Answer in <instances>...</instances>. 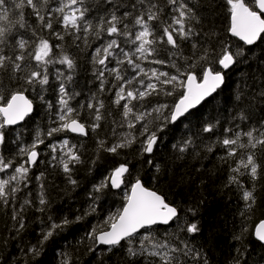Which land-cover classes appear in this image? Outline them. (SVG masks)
I'll list each match as a JSON object with an SVG mask.
<instances>
[{"label": "trees", "instance_id": "obj_1", "mask_svg": "<svg viewBox=\"0 0 264 264\" xmlns=\"http://www.w3.org/2000/svg\"><path fill=\"white\" fill-rule=\"evenodd\" d=\"M156 2L163 10L160 20L151 21L150 24L154 29V36L159 37L162 28L172 23V17L178 13L172 11L177 5H168L165 0ZM183 2L188 4L196 16L195 20L186 21L196 35L183 42L178 40L181 45L179 50L167 44L153 45L158 49V54L154 53L147 59L135 52L140 42H130L141 30L139 26H132L131 17L126 21L133 33L131 37H111L103 33L101 38L97 39L94 35H89L88 43L85 44L83 39L77 40L68 35L59 23L61 14L52 11L60 6L61 0H50L41 8V14L45 16L46 21H53L54 30L64 36L63 40L56 39L52 30L42 28L30 8L25 7L22 10L26 27L13 29L9 45L4 47V54L16 53L15 39L22 35L29 41L28 50L25 52V56L29 57V53H34L39 39L43 38L53 45L51 58L57 62L47 65L49 83L43 86V90L38 84L21 88L22 81L15 79L10 69L8 72L0 70V97H4L0 100V106L17 91L27 94L35 106L33 114L22 124L4 129L5 143L0 145V154L14 163L12 168L0 172V179H3V176L9 179L14 173V168L27 160L26 155L19 154L21 148L31 147L38 136L43 140L35 149L39 153L36 164H25L29 172L27 180L19 184L21 190L8 194L11 188L7 187V203L0 199V264H64L67 260H70L71 264H163L159 256L149 253L168 251L152 247L153 243L164 241L177 249H184L187 245L191 250L188 255H185L184 251L170 253L173 264L176 260L182 264H204L205 259L207 264H237V261L239 264H264V244L260 243L254 234L257 222L264 219V151L259 146L256 149L238 148L235 157L228 158L227 162L222 159L227 156V150L222 145L224 138H234V132L242 129L250 130L256 127L264 130V34L252 46L232 37L229 33L230 6L226 0ZM246 3H249L253 10H257L251 0H246ZM132 4H137V9L140 10L146 7V4H139V0H112V3H107L106 0H84V7L88 9L86 19L95 25L100 17L110 18L113 10L118 16H122L124 12L137 15L138 11L131 7ZM12 5L13 0H8L10 15L16 20L18 17L14 13L21 10L14 9ZM33 30L36 35L32 34ZM113 38L118 40L124 51L135 53L133 59L148 71L149 75L150 70L156 66L159 72H167L169 75H178L179 68L180 72L192 71L200 77L201 65L220 68L215 61L222 54L221 50L225 45L229 51H240L242 55L237 57V62L229 70L224 71L223 86L200 107L175 123L167 124L162 132L157 133L159 139L153 151L146 153L142 151L146 135H140L141 125L147 124L150 130H156V126L162 123L157 119L158 114L147 115L145 120L140 122L129 116L127 119L132 120L135 125L129 128L122 115V107L114 103L118 88L112 85L121 82H117L114 74L108 70L104 72L105 82L101 91L98 70L104 66L94 64L92 58L97 47ZM57 44L62 47H55ZM193 44L196 45L195 48ZM204 48L209 49V60L199 61L197 57ZM115 51L119 53L120 49ZM64 54L74 60V68L68 69L67 65L58 62ZM120 58L124 59L122 55ZM153 59H163L168 63L155 64L151 62ZM109 61L107 68L120 67L125 79L139 72L138 69L134 72L126 61L123 65H118L112 57H109ZM26 63L30 68L22 73L24 75L27 71L37 68L36 61L30 57ZM192 63H196V67L189 69L187 65ZM173 64L176 67H173ZM69 76L71 80L67 79ZM184 78L180 76V79ZM163 79L165 78L161 77V80ZM151 82L156 83L160 89L173 91V95H164L162 92L160 95L149 96L140 102L143 107L133 101L136 105L134 112L150 111L158 104H167L171 108L185 91L183 88L173 89L172 85H162L154 78ZM61 86L65 87L72 97L69 106L77 110L72 115L77 117L78 114V119L86 125V136L72 135L68 131L56 133L51 137L47 135L50 128L61 123L58 120L62 107L59 103ZM133 87H139V84ZM40 95L43 99H40ZM97 101H103L104 107L100 109V126L93 132L91 126L97 123L95 108H88V104H96ZM123 103L122 101L121 104ZM242 113L247 119H241ZM219 122L226 126H219ZM206 126H213V131L205 132L203 129ZM227 129L232 131H226ZM125 136L135 137V141L130 147L118 149L117 153L107 152L99 146L101 141L104 142L105 148L122 142ZM65 139L69 141V146L75 145L81 160L80 163L70 164V174L65 173L60 164L61 158L67 159L64 156L66 149L60 148ZM189 140L191 144L181 151ZM242 140L246 142L247 137H242ZM51 144L57 145L55 152L49 147ZM248 152L256 154V160L262 165V170L255 181L247 175L240 176L243 185L241 188L230 183L229 177L237 175L231 168L237 167L239 160L246 158ZM122 164L129 170L124 173L122 186L116 189L111 185L110 178ZM69 176L77 181L75 185L69 182ZM137 179L147 188L164 196L167 203L175 206L178 217L169 226H155L143 230L130 238V243L126 240L118 246L99 247L95 238L89 234L93 229L100 233L110 228L112 221L109 217H117L122 211L129 190ZM102 181L107 182V187L95 191L94 186ZM253 186L255 203L248 208L247 203L250 202L244 201L243 191L253 190ZM41 193L46 201L43 205L39 202ZM25 200L31 203L25 204ZM21 206L24 209L22 212ZM41 208L43 211L39 210ZM91 208H94V211L85 215L86 210ZM15 212L20 214L14 220L12 217ZM77 216L83 218L63 230H57L58 234L43 244L38 255H34L31 248L38 245L43 232L52 221L59 222L64 217L75 221ZM21 218L24 227L17 231ZM191 223L197 224V233L186 231ZM149 234L151 241L144 239ZM141 241L144 242V250H141ZM129 247L141 254L130 255L127 250ZM195 253H199V256H195Z\"/></svg>", "mask_w": 264, "mask_h": 264}, {"label": "snow or ice", "instance_id": "obj_2", "mask_svg": "<svg viewBox=\"0 0 264 264\" xmlns=\"http://www.w3.org/2000/svg\"><path fill=\"white\" fill-rule=\"evenodd\" d=\"M50 0H18L15 2L13 0L12 7L14 9L21 10L15 12L14 15L18 19L13 20L10 15V10L8 7V0H0V70L8 72L11 70V75L18 81H22L20 87L25 88L26 86L40 85L43 90V86L48 85L49 76L47 71V65L55 63L57 61L51 58L53 52V45L47 39L40 38L39 43L36 45L34 53H29V57L36 61L37 68L31 71H27V74L24 75L27 69L30 68V65L26 63V60L29 57L25 56L29 47V41L24 39L23 36H19L18 39H15V48L17 49L14 55L4 54V47L9 45V38L12 36L14 28H25L26 23L24 20L23 9L25 7L32 10L38 18V22L42 28L52 30L56 39L63 40L64 36L60 32H56L53 28V21L51 19L45 20V16L41 14V8L46 6ZM107 3H112V0H106ZM168 5H177L172 8V11L178 13L172 17V23L164 26L162 28V34L159 37L154 36V29L150 24L151 21H159L162 13V7L156 0H139V4L145 5L142 10L137 9V4H132L133 9H137L138 14L133 15L132 12H124L122 16H118L116 11L111 12L110 18L105 19L100 17L98 22L93 25V23L86 19V13L88 9L84 7V0H61L60 6L53 9L52 11L60 13L61 17L59 18V23L62 24L63 30L67 32L68 35L74 36L75 39H83L85 44L88 43V36L94 35L97 39H100L103 33H106L111 37H131L133 33L130 30L129 24L126 21L131 17L132 26H139L140 31L135 34V39L131 40V43H136L139 41L138 47L135 49L136 53H139L140 56L144 59H147L148 56L153 55L154 53L158 54V49L153 47L156 44H167L171 45L173 49H180V42L189 40L193 35H196L192 27L186 24V21L195 20L196 16L191 8H189L187 3H184L183 0H165ZM227 4L230 6V16L231 24L229 31L234 37H239L241 41H244L248 45H252L257 39L261 37V34H264V0H251V3L254 4L260 11H255L250 6L249 3H246V0H226ZM67 10V11H66ZM123 25V27H120ZM178 25L179 27H174ZM83 33V35H80ZM33 35H36L33 30ZM151 37V39H150ZM166 38V39H165ZM57 48L62 46L57 44ZM196 45L193 44V48ZM120 49V52L117 53L115 50ZM222 54L219 55L218 59L215 61L217 65L220 66L219 69H214L213 67L201 65L202 76L198 77L195 72L185 71L180 72V69L177 68L178 75H169L167 72H159L157 69H151V75L148 71H145L139 63L133 59L135 53H129L124 51L121 47V44L116 38L109 40L106 44L101 45L95 49V54L93 56V63L104 66L98 70V79L101 80V91L104 86V72L108 70L110 73L114 74L115 80L121 82L118 84H113L112 87H117L118 90L115 93V105L122 107V115L127 121L128 127L133 128L135 125L132 120H128L129 116H132L133 119L137 122L145 120L147 115L152 113H157V119L162 121L161 124L156 126V130H150L147 124H142V131L140 135H146L145 146L142 151L146 153H151L154 146L159 139L157 133L162 132L164 127L167 124L175 123L181 117L185 116L190 109L199 105L206 97L211 96L218 88H220L225 82V72L223 70L229 69L233 64L237 62V57L242 55V52L237 51L233 53L228 50V46L225 45L222 48ZM177 53H172L176 55ZM123 56L124 59H121L120 56ZM109 57H112L116 60L118 65H123L125 61L130 65L135 72L137 69L139 72L128 78L121 74L120 67H113L111 69L107 68V64L110 62ZM187 60L188 58L182 57ZM199 61H208L209 60V49L204 48L202 53L197 57ZM60 64L67 65L68 69L74 68V60L71 59L68 55L64 54L58 60ZM155 64H166L168 61L163 59H153L151 61ZM176 67L175 64L172 65ZM189 69L196 67V63L188 64ZM21 73L22 75H16ZM147 77L148 83H145V80L141 78ZM180 76H184V79H180ZM161 77L165 79L161 80ZM153 78L160 82L162 85H172L173 89L183 88L185 91L181 94L179 101L169 108L167 104H158L152 107L149 110L134 112L133 109L136 105L133 104V101H136L138 104L145 101L147 97L153 95H160L162 92L164 95L171 96L173 91L163 90L157 87L156 83L151 82ZM71 80V76L67 78ZM199 81V82H198ZM139 84V87H133V85ZM61 93V98L59 103L61 104L60 115L58 120L61 122L57 127L50 128L47 131L49 137L53 136L56 133L62 131H70L72 133H79L81 135H87L88 130L86 125L78 119L73 117V113L77 112L76 109L69 106V100L72 98L69 96L65 87L61 86L59 89ZM4 97H0V100H3ZM40 99H43V96L40 95ZM124 102L121 104V102ZM50 106V105H49ZM104 107L103 101H97L96 104L89 103L88 108H95V121L97 123L93 124L92 131L95 132L98 128L99 121L102 119L100 114V109ZM140 107H143V104H140ZM33 110V103L29 100L22 91H17L10 95V98L7 99L4 103V106H0V145L5 143V126L14 125L22 121L25 116L31 113ZM167 113V114H165ZM241 119H247L244 114H241ZM205 132H212L213 126H206L203 129ZM226 131H232V129H227ZM242 137H247L246 142L242 140ZM135 141V137L129 138L125 136L122 142H117L111 146L104 147V142H100V147L105 151L110 153H117L118 149L124 147H130L131 144ZM43 143V140L37 137L36 142L33 143L31 147L21 148L19 151L20 155H26L28 159L21 163L19 166L14 168V173L9 177V179H0V199H3L5 204L7 203L5 189L12 181H16L17 185L11 188V192L8 194H13L19 190V184L27 180V174L29 168L25 167V164L35 165L39 153L35 150L38 144ZM191 144V141H186L185 145L180 149L181 151L186 150L188 145ZM222 145L227 150V156L222 158L227 162L228 158L235 157L237 155V150L239 149H256L258 146L264 151V130L260 128L253 127L248 131H237L234 134V138H224L222 140ZM49 147L52 148L53 152L56 151L57 145L51 144ZM60 148L66 149L64 156L67 159L61 158L60 164L62 165L63 171L65 173H71L72 168L70 164L74 165L80 163V156L75 150V145L69 146V141L67 139L63 140L60 144ZM211 151V148H209ZM55 159V157H53ZM13 160H6L3 154H0V172H4L9 168L13 167ZM157 171H159V165L156 166ZM242 169L244 171H242ZM128 167L124 164L120 165L115 169L112 174L111 184L113 187H119L123 183V174L128 172ZM262 170V165L257 162L256 154L253 152H248L246 158H241L239 160L238 166L231 168L233 175L229 177V182L239 185L243 188V185L240 182L239 177L247 175L251 180L255 181L259 178ZM69 182L75 185L76 180L71 179L69 176ZM26 186V185H25ZM42 187V186H41ZM107 187V182L102 181L99 185H95V191H101ZM243 199L247 203V207L251 208L255 203L254 196V186L253 190L245 189L243 191ZM40 204L43 205L46 203L41 193ZM25 204H30L31 201L25 200ZM23 206H21L20 211L22 212ZM43 211V209H39ZM90 211H94V208L86 210L85 215L90 214ZM189 211H193L189 209ZM19 212L13 214V219H17ZM178 215L177 209L173 206H170L165 202L164 196L158 194L155 191H150L143 186L139 179L136 180L135 184L131 186V194L127 196V204L123 207L122 211L118 214L117 217H109V220L112 221L109 231H103L97 233L95 229L89 234L95 238V242L102 245L109 246H118L122 240H127L130 243V238H133L137 232L141 229H150L153 225L157 224H169L170 221L174 220ZM83 217L77 216L75 221L69 220L67 217H64L61 221L55 222L52 221L49 224L47 230L42 234V237L38 241V245H34L31 248V251L34 255H38L43 244L49 241L58 234L57 230H63L72 223L81 220ZM51 221V218L49 217ZM23 219L19 221V227L17 231L23 229ZM186 231L189 233H197L199 228L196 223H191L187 226ZM256 238L264 242V221H262L259 227L255 231ZM240 237H237L239 239ZM145 240H152L151 234L144 237ZM153 248L168 249L161 253L160 251H153L149 253L152 256H159L163 261V264H173V257L170 253L184 251L185 255H188L191 251L188 249V246L185 245L184 249H177L170 246L167 241L160 243H153ZM187 249V251H185ZM128 253L132 256L138 254L137 251L133 250L131 247L128 249ZM141 250H144V242L141 241ZM195 256H199V253H195ZM64 264H71L70 260L64 262ZM175 264H182L181 261L176 260ZM204 264H207L205 259ZM239 264V261H237Z\"/></svg>", "mask_w": 264, "mask_h": 264}, {"label": "water", "instance_id": "obj_3", "mask_svg": "<svg viewBox=\"0 0 264 264\" xmlns=\"http://www.w3.org/2000/svg\"><path fill=\"white\" fill-rule=\"evenodd\" d=\"M256 9H257V11H260L257 7H256ZM230 24H231V22H230ZM230 34H231V32H230ZM232 35V34H231ZM263 34H261V36H262ZM233 36V35H232ZM234 37V36H233ZM236 39H238L239 41H241L240 39H239V37H235ZM261 38V37H260ZM259 38V39H260ZM259 39H257L252 45H254V44H256L258 41H259ZM242 43H244V44H246L244 41H241ZM247 46H252V45H248V44H246ZM232 67V66H231ZM230 67V68H231ZM199 82V81H198ZM223 86V85H222ZM221 86V87H222ZM220 87V88H221ZM220 88H218L217 90H216V92L220 89ZM216 92H214L211 96H209V97H206L205 98V100H203L199 105H197V106H195L194 108H192V109H190L189 110V112L188 113H186L185 114V116L187 115V114H189L191 111H193V110H195V109H197L198 107H200L205 101H207L209 98H211ZM29 100H31L28 96H27V94H25V93H23ZM32 101V100H31ZM179 101V100H178ZM177 101V102H178ZM176 102V103H177ZM32 103H33V101H32ZM4 106V105H3ZM34 108H35V106H34V103H33V110H32V112L31 113H29L27 116H25V118L22 120V121H20V122H18L17 124H14V125H7V126H5V127H17V126H19L20 124H22L24 121H25V119L27 118V117H29V116H31L32 114H33V112H34ZM184 117V116H183ZM183 117H181V118H183ZM180 118V119H181ZM178 121V120H177ZM81 122V121H80ZM70 134H72V135H78V136H85V135H81V134H79V133H72V132H70V131H68ZM38 158H39V155H38ZM38 158H37V160H38ZM27 159H28V157H27ZM37 162V161H36ZM36 164V163H35ZM30 166H34V165H31L30 164ZM122 179L124 180V174H123V177H122ZM140 182L143 184V182L140 180ZM110 183H111V179H110ZM122 184L123 183H121L120 184V186L119 187H114V188H116V189H119L121 186H122ZM133 184H135V182L133 183ZM132 184V185H133ZM112 185V184H111ZM143 186L145 187V188H147L144 184H143ZM148 190H150V191H154V190H152V189H149V188H147ZM156 192V191H155ZM158 193V192H157ZM131 194V188H130V190H129V195ZM158 194H160V193H158ZM161 195V194H160ZM165 202L167 203V201L165 200ZM126 204H127V202H126ZM126 204H125V206H126ZM169 204V203H168ZM170 206H173V205H171V204H169ZM173 207H175V206H173ZM176 208V207H175ZM177 209V208H176ZM177 213H178V210H177ZM178 215H179V213H178ZM178 215H177V217H178ZM176 217V218H177ZM176 218H174V220L176 219ZM174 220H172V221H170L169 222V224H157V225H153L152 227H155V226H169ZM262 221H264V219L263 220H261L257 225H256V227H255V230H254V234H255V231H256V229L259 227V225H260V223L262 222ZM151 227V228H152ZM110 230V228L108 229V230H106V231H109ZM144 229H141L139 232H137L135 235H137V234H139V233H141L142 231H143ZM256 237V236H255ZM257 239V238H256ZM258 240V239H257ZM125 240H122L121 241V243H123ZM259 241V240H258ZM260 243H262V244H264V242H261V241H259ZM120 243V244H121ZM97 245L99 246V247H106V248H109V247H114V246H109V245H102V244H98L97 243Z\"/></svg>", "mask_w": 264, "mask_h": 264}, {"label": "bare ground", "instance_id": "obj_4", "mask_svg": "<svg viewBox=\"0 0 264 264\" xmlns=\"http://www.w3.org/2000/svg\"><path fill=\"white\" fill-rule=\"evenodd\" d=\"M229 33H230V31H229ZM230 35H231V34H230ZM231 36H232V35H231ZM232 37H233V36H232ZM234 38H235V37H234ZM245 45H246V44H245ZM233 65H234V64H233ZM233 65H232V66H233ZM154 67H155V69H156V66H154ZM229 69H230V68H229ZM229 69H226V70H223V71H227V70H229ZM141 78H143V79L145 80V83L148 81L147 78H144L142 75H141ZM218 125L221 126V127L226 126V125L222 124L221 122H219ZM244 129H246V128H244ZM242 130H243V129H242ZM234 131H235V130H234ZM243 131L246 132V131H248V130L246 129V130H243ZM232 133H233V132H232ZM234 133H235V132H234ZM29 165H30V164H29ZM6 178H7L6 176H5V177L3 176V179H6ZM16 183H17L16 181H12V182L10 183V185H8L7 187H10V188L15 187V186H16ZM7 187H6V188H7ZM5 190H6V189H5ZM6 193H7V192H6ZM259 222H260V221H259ZM259 222H257V224H258ZM257 224H256V225H257Z\"/></svg>", "mask_w": 264, "mask_h": 264}]
</instances>
